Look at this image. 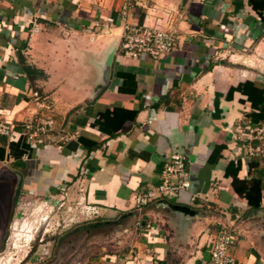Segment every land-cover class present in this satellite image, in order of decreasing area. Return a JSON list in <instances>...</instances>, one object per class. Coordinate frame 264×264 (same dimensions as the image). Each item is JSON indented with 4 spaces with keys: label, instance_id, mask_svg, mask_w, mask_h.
<instances>
[{
    "label": "crops",
    "instance_id": "crops-1",
    "mask_svg": "<svg viewBox=\"0 0 264 264\" xmlns=\"http://www.w3.org/2000/svg\"><path fill=\"white\" fill-rule=\"evenodd\" d=\"M126 3L128 20L177 28V48L158 59L121 51ZM257 88L264 9L253 0H0V118L43 113L38 91L56 120L43 144L0 135V209L20 192L80 195L98 225L128 234L90 264H212L224 226L236 264H264V161L246 157L243 134L264 121ZM173 149L188 156L190 185L139 207ZM235 179L260 182L259 206Z\"/></svg>",
    "mask_w": 264,
    "mask_h": 264
},
{
    "label": "rangeland",
    "instance_id": "rangeland-1",
    "mask_svg": "<svg viewBox=\"0 0 264 264\" xmlns=\"http://www.w3.org/2000/svg\"><path fill=\"white\" fill-rule=\"evenodd\" d=\"M8 203L0 209V264H90L128 238L121 223L98 225L97 210L78 194L20 192Z\"/></svg>",
    "mask_w": 264,
    "mask_h": 264
},
{
    "label": "built area",
    "instance_id": "built-area-1",
    "mask_svg": "<svg viewBox=\"0 0 264 264\" xmlns=\"http://www.w3.org/2000/svg\"><path fill=\"white\" fill-rule=\"evenodd\" d=\"M131 6L126 3L121 11L124 31L120 50L126 55L140 57L148 55L160 58L175 50L180 40V32L175 27L149 26L138 21L128 20ZM34 96L43 113L23 121H8L0 118V135L26 137L29 141L45 143V137L55 129L54 106L38 91ZM246 141V157L264 161V121L248 125L243 132ZM17 138V139H18ZM190 185L188 156L182 149H173L164 156L161 182L154 190L138 193L135 197L139 207L159 198H174ZM235 233L232 227L224 226L214 236L210 245L212 264H236L232 249Z\"/></svg>",
    "mask_w": 264,
    "mask_h": 264
},
{
    "label": "trees",
    "instance_id": "trees-1",
    "mask_svg": "<svg viewBox=\"0 0 264 264\" xmlns=\"http://www.w3.org/2000/svg\"><path fill=\"white\" fill-rule=\"evenodd\" d=\"M253 6L255 7V9L257 10H261V9H264V0H262L261 2H257L256 0H253ZM262 12V11H261ZM240 88V86L238 87H233L230 91V94L231 95L233 93V91L235 89H238ZM257 91L259 93H264V89H258L257 88ZM257 99L254 98L253 99V104L257 107L260 108V114L262 116L261 119L264 118V100H259V103H256ZM108 116V113H103L101 115V118H106ZM259 119V120H261ZM258 120V121H259ZM100 121V120H99ZM80 141H82L83 144H87V143H90V141L85 138V137H80ZM92 145L93 147H97L98 144L96 142H92ZM91 146V145H90ZM1 150V149H0ZM238 181H240L239 179H235L234 180V185L236 187V189H239L240 191H244L245 190V195L247 196V198L249 199V202L254 206V207H257L259 206L260 204V200H261V191H260V182L257 180H255L253 182V184L249 187V188H245L243 185L242 186H239L240 184L238 183ZM241 182V181H240ZM242 188V189H241ZM254 191V192H253ZM253 192V194H252Z\"/></svg>",
    "mask_w": 264,
    "mask_h": 264
},
{
    "label": "water",
    "instance_id": "water-1",
    "mask_svg": "<svg viewBox=\"0 0 264 264\" xmlns=\"http://www.w3.org/2000/svg\"><path fill=\"white\" fill-rule=\"evenodd\" d=\"M112 57H113V53H110L107 62H106V70H105V75L108 76L109 72H110V67H111V63H112Z\"/></svg>",
    "mask_w": 264,
    "mask_h": 264
}]
</instances>
